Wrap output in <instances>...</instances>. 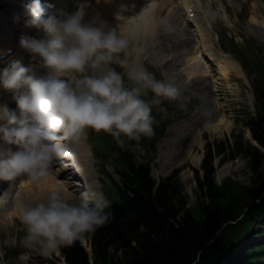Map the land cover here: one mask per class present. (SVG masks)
Returning <instances> with one entry per match:
<instances>
[{
  "label": "clouds",
  "instance_id": "obj_1",
  "mask_svg": "<svg viewBox=\"0 0 264 264\" xmlns=\"http://www.w3.org/2000/svg\"><path fill=\"white\" fill-rule=\"evenodd\" d=\"M44 13L42 0H32L23 13L37 31L21 36L20 43L35 63L14 60L0 68V87L11 90L16 101L15 108L0 103V180L10 184L21 175L40 181L65 157L78 165L88 128L140 149L139 141L154 133L153 105L179 92L133 56L139 50L130 47V34L99 11L89 15L82 3ZM150 92L151 100L145 98ZM111 203L93 184L76 195L54 182L22 204L23 245L49 255L83 241L108 222ZM28 260L20 254L22 264Z\"/></svg>",
  "mask_w": 264,
  "mask_h": 264
},
{
  "label": "trees",
  "instance_id": "obj_2",
  "mask_svg": "<svg viewBox=\"0 0 264 264\" xmlns=\"http://www.w3.org/2000/svg\"><path fill=\"white\" fill-rule=\"evenodd\" d=\"M260 108L264 112V91ZM255 136L264 145V119L257 123ZM237 150L254 154L253 184L228 179L219 184L209 167L207 193L192 205L179 183L164 182L156 194L148 189L147 195H137L131 214L97 234L95 263L215 264L220 255L231 254L232 246L264 211V159L250 144L243 146L241 139ZM146 171L147 166L139 167L143 179ZM246 206L245 221L231 223ZM67 248L71 264H91L80 246Z\"/></svg>",
  "mask_w": 264,
  "mask_h": 264
},
{
  "label": "bare ground",
  "instance_id": "obj_3",
  "mask_svg": "<svg viewBox=\"0 0 264 264\" xmlns=\"http://www.w3.org/2000/svg\"><path fill=\"white\" fill-rule=\"evenodd\" d=\"M132 1L133 0H85L86 7L88 8L90 14L99 11L106 19L109 20L111 24H114V22L118 19L123 20L125 18L127 19L126 24L128 26V29L135 31L138 21H143L146 18V15L145 13H143L138 18L134 17L137 14L134 12L139 10V4L137 1V3H134L132 5ZM20 3L21 2H19L18 0H0V24L3 27H10L11 29L14 28V18L22 11L20 8ZM123 4H126L127 7H122ZM149 4L154 7L156 15L162 14L166 8L168 9V12L161 20L146 24L141 31V37H147L148 35H150V44L153 46H155V44L162 39H166L171 43L173 51L165 57V60H163L165 66H173L174 62L172 60L174 58H178L176 64H178V66L186 65V68L188 69V73L190 75L192 73H199L195 75L196 77L193 78L192 81L189 82L191 85L189 89L186 83L180 84L181 91L190 92L193 90H199L204 97L203 104L196 110L190 120L192 121L195 119L205 118V127L212 131H217L223 126L229 127L231 123L222 118L216 121H211L212 119H210L211 117H213L216 110L213 108V96L210 92L211 80H209V75L211 69L209 67L210 64L207 60H205V55L209 59L216 61V64L219 65L220 74L224 79H230L231 73L233 71H236L237 73L240 71L238 63L228 57L222 59L216 56L217 50H213V42L210 38L211 34L205 23V18L201 12H198L196 20H191L185 17L181 12H179L178 9L173 7V5H175L174 0H151V2L149 0L148 5ZM186 8L189 9V6H186ZM16 11H18L19 13ZM132 14L135 15L131 16ZM21 19L22 18L19 17L18 21H20ZM188 20H191L193 22V25L197 30L196 33L201 40L200 45L193 42L192 32L189 29L187 23ZM18 27L23 28V26L21 25H19ZM156 28L158 29V31L154 30ZM3 34L9 35L8 32ZM155 34H159V36L156 37L157 39L155 38ZM138 38L137 41L139 40ZM1 40L2 42H4L5 37H2ZM199 46H202L201 52L198 50ZM11 47L12 46L7 45L3 46L0 43V54L2 51H4V53H8V50ZM19 48L20 47H17V51L19 50ZM141 50L142 48L140 49L139 53H141ZM156 53H158V51H156ZM170 60L171 62H173V64L170 62ZM165 143L168 144V142ZM172 154V151H169L168 159L163 163V166L171 167L172 165L183 162V160L181 159L172 162ZM12 215V211L6 212V217H10ZM61 264H66V262L63 260Z\"/></svg>",
  "mask_w": 264,
  "mask_h": 264
},
{
  "label": "rangeland",
  "instance_id": "obj_4",
  "mask_svg": "<svg viewBox=\"0 0 264 264\" xmlns=\"http://www.w3.org/2000/svg\"><path fill=\"white\" fill-rule=\"evenodd\" d=\"M139 2L140 1L138 0V3ZM148 2L149 1L146 2L147 4H146V7L144 6L143 11L141 9L137 15L132 14L131 16L135 15L134 17L138 18L139 14L141 15L143 13H146V9L148 8ZM258 2L261 3L259 0ZM126 22H127V19L126 21L123 22V25L126 27L124 32H127L134 36V30H129ZM244 30L245 28L242 22H239L238 19L235 18V28L231 32L234 35H237L236 38L239 42L241 39L239 36L240 34H243ZM141 33L142 32L138 33V37L139 36L141 37ZM149 36L150 35H148L147 37H143V38L150 39ZM157 36H159V34H155V38ZM156 45L157 43L155 44V46L153 45L151 46L156 47ZM172 51L173 50H170L169 54ZM220 52L224 53V50L220 49ZM155 57H158V56H155V54L152 53V50L150 49L147 51L146 54H144L143 58L151 59ZM211 67L214 68L216 72V69H217L216 65H212ZM232 73L239 74L240 71L238 73L236 71H233ZM215 76H219L218 73H215ZM215 80L221 81V86L224 87V90H222V93L218 95L219 97H222L221 100L223 101L228 100L227 102H229L231 106V109L226 111L228 119H224V120L231 123L232 125L230 124L229 127L223 126L221 129H219L220 131L217 130L218 132L217 131L211 132L210 129L205 128L201 131V134L199 133V138H196L197 136V133H196L194 137L191 139V143H193V146H192L193 149L191 150V154L189 155L188 161L184 164L183 168L181 169V172L178 175L179 179L184 185V192L190 198L191 204H193L196 198L202 193V188L198 181H199V178H202L203 176L204 170L202 169L201 165H202L203 157L206 154L208 142H211V141L221 142L223 139H225V137L231 138L232 132L234 130L236 131L242 130L244 132L245 138L250 139L253 143L259 144L258 142H256V140H253L252 132L250 128L248 127V125L246 124V118L248 116V111L254 110V106H253V102H254L253 96L254 95L252 94L251 87L248 85V83L244 81L243 78L232 79L229 83H226L225 85L222 79L221 80L220 78L216 79L215 77ZM224 81H229V79H224ZM178 113L182 114L184 112L179 110ZM200 126L201 125H199V127ZM262 156L264 157V155ZM181 160L184 161V159H181ZM219 161H220V157L217 156V158H215V161H214V164L217 166L216 174H215V179L217 181L221 182L222 180H224V178L225 179L232 178L235 180L239 179L240 181H243L245 184L254 183V180H253L254 172H252V169H251V167H253L252 166L253 163L249 162V160H247V157H244V155L238 156L223 165H220ZM163 167H165L166 169L170 168L166 166H163ZM157 169H160V165L154 167V175L158 178L162 177L163 174H158V175L156 174ZM204 188H205V185H204ZM16 223H17L16 220L15 222H13V224L6 223L4 225L5 228L0 229V231L8 230L11 228L12 225L17 226ZM7 241H8V237H5L3 235V241H1V246H0V262H2V264H22V262L19 261L20 255L14 256V254H16L17 252L10 251L9 253V250L5 251L7 247L6 245ZM111 247L112 246H110L109 249H111ZM31 249H33V252H34V256H32L34 259L32 260L29 259L28 264H54V263L61 264V262L59 261H62L61 259L62 256L59 257V253L57 251H53L49 255H43L37 249L29 248L27 254L30 253Z\"/></svg>",
  "mask_w": 264,
  "mask_h": 264
}]
</instances>
